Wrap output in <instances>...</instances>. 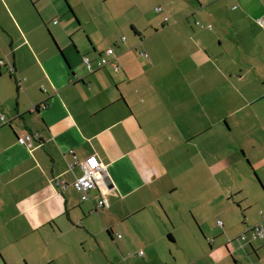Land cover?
I'll use <instances>...</instances> for the list:
<instances>
[{
  "label": "crops",
  "instance_id": "crops-1",
  "mask_svg": "<svg viewBox=\"0 0 264 264\" xmlns=\"http://www.w3.org/2000/svg\"><path fill=\"white\" fill-rule=\"evenodd\" d=\"M230 88L237 107L213 113ZM91 155L110 187L83 201ZM255 225L264 0H0V264H264Z\"/></svg>",
  "mask_w": 264,
  "mask_h": 264
},
{
  "label": "built area",
  "instance_id": "built-area-1",
  "mask_svg": "<svg viewBox=\"0 0 264 264\" xmlns=\"http://www.w3.org/2000/svg\"><path fill=\"white\" fill-rule=\"evenodd\" d=\"M159 9V8H158ZM125 39V37L123 38ZM107 55L102 56L96 62H92L89 57H84V62L86 68L89 72H94L97 69L104 67L108 63V56L113 55L114 49L110 48L106 51ZM37 135L33 133H24L21 136H18V142L22 145H29L35 140ZM76 162H72L71 166L75 165ZM82 169V174L74 182L76 190L80 193L81 199L83 201H88L91 199V191L98 187V181L104 179L108 176L106 166L101 162L97 155H91L87 157L84 161L80 162ZM103 194V193H102ZM104 195V194H103ZM108 202L105 196H102L96 205V208H106ZM218 225L223 226V221L218 220ZM251 234L253 239L264 240V227L262 225H255L251 228ZM121 237V235H119ZM240 237V240H245L247 238L246 234H243ZM140 255L143 254V251L139 252Z\"/></svg>",
  "mask_w": 264,
  "mask_h": 264
},
{
  "label": "rangeland",
  "instance_id": "rangeland-1",
  "mask_svg": "<svg viewBox=\"0 0 264 264\" xmlns=\"http://www.w3.org/2000/svg\"><path fill=\"white\" fill-rule=\"evenodd\" d=\"M247 77L250 78V75H248ZM231 85H234V84L232 83ZM229 87H231V86H229ZM232 91L233 90L230 88L229 90L223 91L222 95L220 94L218 96L219 97L218 99H215V97H214V100L212 101V103L209 107V108H211V110H213V113H215V114L222 113V110H224V109L225 110L229 109V112H230L231 110H233V108L237 107V105H235V102L231 103ZM249 91L250 90L247 89L246 92L249 93ZM226 95H227V98L229 99L228 104L224 103V98ZM213 96H214V93H213ZM203 104H205V103H203ZM225 104H227V105H225ZM200 106H202L201 103H200ZM207 108H208V106H207ZM234 141H235V138H234V135L232 134V137L229 138V149H230V151H233L234 148H235V150H238L236 148V146L234 147V145H235ZM208 154H210V156L208 157L209 161H211V162H213V160L216 161L217 156H218V154L216 152H212V153H208ZM197 162H198V164H197V178L208 177L210 172L206 169V164L203 161V159L201 161L198 159ZM225 175L228 178V180L232 182V184H230V186H241L242 184L245 186L247 185L246 184V177L244 176V170H242L240 167H234L233 169L229 168ZM253 175H254V172H253ZM233 197H235V195ZM230 199H233V198L230 197ZM207 209L213 211V208H211V207L210 208L207 207ZM234 213L235 212H233V214ZM221 221H223V220H221ZM194 224H195L196 231L199 235L200 231L198 229V225L195 222H194ZM216 226L222 227V226H218V220L216 221Z\"/></svg>",
  "mask_w": 264,
  "mask_h": 264
},
{
  "label": "water",
  "instance_id": "water-1",
  "mask_svg": "<svg viewBox=\"0 0 264 264\" xmlns=\"http://www.w3.org/2000/svg\"><path fill=\"white\" fill-rule=\"evenodd\" d=\"M98 186L101 188L102 191L106 192L110 187V180L108 179V177L99 180Z\"/></svg>",
  "mask_w": 264,
  "mask_h": 264
}]
</instances>
